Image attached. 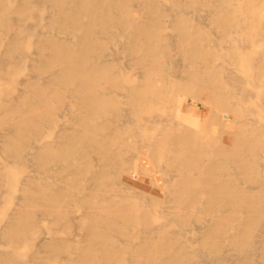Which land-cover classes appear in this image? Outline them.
Masks as SVG:
<instances>
[{"label": "bare ground", "instance_id": "1", "mask_svg": "<svg viewBox=\"0 0 264 264\" xmlns=\"http://www.w3.org/2000/svg\"><path fill=\"white\" fill-rule=\"evenodd\" d=\"M171 1L177 28L183 36L193 34L189 22L199 19H186L187 6ZM233 1L191 0L189 5H206L227 41L233 43V35H240L238 52L226 55L233 64L243 51L263 47V53L250 60L251 69L239 76L218 71L212 63L223 56L202 51L200 46L211 40L199 34L183 49L196 57L192 67L175 76L169 68L174 77L168 75L164 82H183L191 90L203 83L200 95L231 112L221 114L223 123H243L247 114L264 110V20L240 17ZM135 7L143 10L144 19ZM48 8V15L41 14ZM164 13L162 0H0V141L20 170L30 159L39 171L20 177L16 169L0 168V194L15 207L11 214L0 210V221L8 219L0 225V237L11 247L0 251V264H255L260 251L264 258V170L259 164L264 157L259 155L264 149V117L249 125L255 145L251 149L239 146L238 140L233 147L216 146L215 136L203 135L205 125L186 123L181 101L172 120L155 108L164 97L155 84L143 88L114 80L124 72H114L116 60L104 54L110 44L119 49L109 56L136 53L141 61H151L143 66L145 72L161 67L162 50L172 45L161 34ZM27 19L36 22L29 25ZM12 23L18 29L9 33ZM40 27L52 32H39ZM29 45L36 46L37 58L29 65L35 79L18 82L16 88V69L25 67ZM257 79L253 93L246 83ZM253 99L251 106L242 108ZM29 106L31 115L25 117ZM211 112L214 117L215 109ZM60 114L65 124L59 123ZM131 143L156 151L157 160L167 164V176L152 180L161 194L153 201L156 209L125 194L124 155ZM133 163L150 173L139 156ZM136 169L130 175L134 180L140 178ZM13 188L22 192L20 197ZM35 206L44 220L55 224L42 242L50 254L47 259L33 245ZM71 231V237L62 236ZM184 236L189 237L186 242L175 240ZM23 246L30 251H19ZM224 246L236 254L222 257ZM62 253L67 256L62 258ZM206 254H215L218 261L203 260Z\"/></svg>", "mask_w": 264, "mask_h": 264}, {"label": "rangeland", "instance_id": "2", "mask_svg": "<svg viewBox=\"0 0 264 264\" xmlns=\"http://www.w3.org/2000/svg\"><path fill=\"white\" fill-rule=\"evenodd\" d=\"M187 8L184 11V17L186 19L192 20L194 18L199 19L198 21H190V25L194 27V31H192L193 34L183 36L179 29L177 28V22L174 20V9L172 5L171 0H162V9L165 10V13L163 15V19L165 22V27L161 31V34L164 35L169 41L172 42V45L167 47L166 49H163L162 51L165 52L163 57L160 58L159 60L161 61L162 65L160 68H156V70H149L147 72L144 71L143 66L145 64L150 63L151 61H141L138 59L136 53H125V54H119L118 56H109L114 50L119 47L114 44H110L106 47L104 54L107 56L109 59H114L116 60V64L114 67V72L118 73L120 72L119 69H123L122 71L124 72L122 75H115L114 80L124 82L127 85H132V86H138V87H146L148 83H153L155 84L156 87L160 88L162 90V93H158L159 95H164L163 98L160 99L162 105L155 106V108H158L159 110L163 109L164 113L168 114L170 119L172 120L174 118L173 112H174V107L181 101V104L183 105L182 111H183V117L186 120V123L189 125H195V128H200L201 126L204 127L203 135L204 136H215V144L216 146H220L222 144L226 146L233 147L234 146V141L238 140L239 146H245L247 149H251L255 145L253 144L252 140V131L249 130V125L252 120H257L259 117H264V110L262 107L257 109V112L255 114H247L244 119L245 122L242 123L241 119L236 121H226V123H223L220 118L221 114H229L231 115V112L228 110H224L222 108L217 107L212 103L210 100L206 99L205 97L201 96L200 93L203 91L205 88V85L203 83H198L195 85L194 88L189 89L186 85V83L183 82H176L175 84H172L170 86H166L164 83L166 79H168V75L170 78H173L175 75H185L186 71L192 67V63L196 61V57L193 54H187L183 52V49L194 42L196 39L197 35L199 34H205L207 35L211 42L209 44H204L200 46L201 50H205V52H215L217 54L222 55L223 57H216L214 59V62L212 64L216 65L218 68L217 70L220 71L222 69H227L228 71L232 72L233 75H243L245 71L251 69V62L253 57H258L263 53V47L258 46L256 49H251L247 51H243L241 55V60L236 63H232L226 55L231 54L232 52L237 51L238 45H240V35L234 34L233 35V43L227 41L224 38V34L222 29L218 26L217 22L214 20V17L210 15V12L208 10V7L204 4H199L198 9H194L191 7L189 4L191 3V0H181ZM234 6L238 7L236 12L240 17H246L247 15L254 16L256 19L259 18V16H262L264 20V3L262 0H234L233 1ZM134 5V4H133ZM135 6V5H134ZM247 8H252L255 7L254 9H246ZM170 8V9H169ZM244 8V9H243ZM137 10V16L140 19H144L146 17L145 13L143 10L139 7H135ZM260 10V11H259ZM49 11H51L50 8L45 9L41 11V14L44 16L48 15ZM36 13H39L37 9H35ZM172 15V16H170ZM195 15V17H193ZM202 15V16H201ZM170 16V17H169ZM198 16V17H197ZM205 16V17H203ZM202 18V19H201ZM206 18V19H205ZM34 20V19H33ZM32 19H27L26 23L29 25H32L36 22V20L33 21ZM33 21V22H32ZM206 23V24H205ZM207 25V26H205ZM210 28V29H209ZM18 29V26L15 23H12L9 27L8 32H14L15 30ZM39 32L43 33H50L52 32L50 29L46 27H40L37 28ZM6 31V30H5ZM7 32V31H6ZM11 33V34H12ZM55 33V32H54ZM57 34V33H56ZM215 38L217 40L215 41ZM237 38V39H236ZM228 42V43H227ZM218 43V44H217ZM114 45V46H113ZM29 45V52H30V57H28L26 60L25 67L22 69H16L17 72L20 74L17 76V87L20 86L18 82H22L25 79H35L33 78V71L31 67L29 66L32 59L37 58V55L35 54L36 51V46L35 45ZM34 50V51H33ZM238 52V51H237ZM173 54V55H172ZM225 55V56H224ZM254 55V56H253ZM191 57V58H190ZM177 62H176V61ZM159 61V63H160ZM175 61V62H174ZM158 62V61H157ZM181 62V63H179ZM182 65V67H181ZM184 66V67H183ZM224 66V67H223ZM122 67V68H121ZM166 67V68H164ZM171 68V70L169 69ZM179 69V70H177ZM172 73V76L170 72ZM177 70V71H174ZM166 72V73H165ZM176 74H174V73ZM178 72V73H177ZM126 73V74H125ZM21 75V76H20ZM124 75V77H123ZM20 76V77H19ZM127 76V77H126ZM19 77V78H18ZM143 78V80H141ZM20 80V81H19ZM32 80V81H33ZM104 80V81H103ZM102 80V83H105L104 85H107V81L105 79ZM260 79L254 80V81H248L246 83L247 87L253 91V93H256V89L254 88V84H257ZM126 81V82H125ZM133 81V83H132ZM256 81V82H255ZM152 84V85H153ZM169 91V92H168ZM17 94V93H15ZM154 94V93H153ZM157 94V93H155ZM202 97V98H199ZM253 98V97H252ZM177 102V103H176ZM255 100L253 99L252 101H249L248 103L243 104V109L246 107L251 106ZM214 105V106H213ZM161 107V108H160ZM215 109L216 114H214V117H211V111L212 109ZM29 109L30 106L28 107L27 113L25 114V117H28L29 115ZM232 117V116H231ZM248 118V119H246ZM199 120H200V125H199ZM202 120V121H201ZM250 120V121H248ZM60 124H65L64 117L62 114H60ZM193 123V124H192ZM222 123V124H221ZM170 124V123H169ZM226 124V125H225ZM245 125V126H243ZM258 126V125H257ZM201 127V128H202ZM256 128V127H255ZM2 132V127L0 126V133ZM235 137V138H234ZM245 139L248 143L243 144L242 140ZM135 145V146H134ZM3 146L4 142L0 141V168L6 169L7 170H18L20 171V177H23L25 174H31V175H37L38 174V167L37 163L28 160L27 166L25 169L22 171L19 169V165L15 162L14 158L8 156L5 154L3 151ZM237 146V147H239ZM237 147H234L237 149ZM139 152H138V151ZM261 152V153H260ZM259 152L260 156H264V149H262ZM95 157L96 153L92 154ZM125 158H127L128 164H127V171L125 173V180L127 179V191L125 194L129 195L131 197V200L133 202H141L144 205H149L152 206L153 208L156 207V202H153L155 199L161 196L159 193V188L152 182L153 178L156 177L160 181L163 177L167 176L166 174V163L165 161L157 160V152L153 151L152 149L143 146L142 144L139 143H131L127 145L125 149ZM140 157L141 162L145 167H147L150 171L148 172H143L141 169H136L134 165V160L136 157ZM97 160L98 158H94ZM153 162L151 163V161ZM8 163V164H7ZM159 163V165H158ZM11 164V165H10ZM14 164V165H13ZM262 170H264V157L263 160L259 162ZM52 167V165H51ZM54 167V166H53ZM138 174L140 178L138 180H134L131 176L133 173ZM134 170V171H133ZM157 172L155 174L154 172ZM130 171V173H129ZM152 171V172H151ZM57 175V174H56ZM131 175V176H130ZM153 176V177H152ZM12 180H16V177H13ZM162 184V183H161ZM164 186V185H163ZM25 191L28 193L29 192V187L25 186ZM13 192L15 193L16 197H20L22 192L18 189L16 190L13 188ZM4 191V190H3ZM4 193L2 192L0 194V203L1 205V213L4 211L7 214H11L14 212V205L10 204L7 199L6 195L4 196ZM140 198L142 200H140ZM149 199V202H148ZM18 200H16V203ZM5 203V205L3 204ZM8 204V205H7ZM153 204V205H152ZM12 205V206H11ZM171 205V204H169ZM32 211H34V219L37 220V227L34 229V241L33 245H35L34 249L35 251L38 252L39 256L43 259L50 258V254L47 252V250L42 246V242L50 237L51 229L55 228L54 222L44 220L42 218L41 214V209L38 206L32 207ZM10 210V211H9ZM4 212V213H5ZM10 212V213H9ZM8 219H4L0 221L1 226H5L7 223ZM5 222V223H4ZM40 222V223H39ZM39 228V230H38ZM170 229H173V226H169ZM38 230V231H37ZM44 230V231H42ZM50 230V232H49ZM44 233L42 235V233ZM75 232L71 231V233L68 234H63L62 236L66 237H71ZM40 237V238H38ZM37 238V242H36ZM189 239V237H177L175 240L180 243V242H186ZM184 240V241H183ZM6 240L2 237H0V251H6L10 249L11 247L5 243ZM39 244V245H38ZM202 247V246H201ZM19 251H22L23 253H28L30 251L29 246H23L22 248L19 249ZM207 252V250H206ZM220 254L222 257H232V255L236 254V251L234 250H229L227 246H224L220 251ZM228 252V253H227ZM208 254L210 253L207 252ZM261 251L258 252V254L255 256L253 262H256L255 264H264V258L261 255ZM208 254L203 256V260L207 262H217L218 261V256L215 254L209 255ZM226 254V255H225ZM67 253H62L61 257H66ZM71 258L75 259L77 257L76 253L70 254ZM215 259V260H213ZM224 264H235L234 261L228 260L223 262ZM222 263V264H223ZM254 264V263H253Z\"/></svg>", "mask_w": 264, "mask_h": 264}]
</instances>
